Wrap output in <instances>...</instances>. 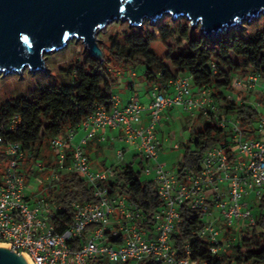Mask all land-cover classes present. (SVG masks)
Returning <instances> with one entry per match:
<instances>
[{"label": "built area", "instance_id": "built-area-1", "mask_svg": "<svg viewBox=\"0 0 264 264\" xmlns=\"http://www.w3.org/2000/svg\"><path fill=\"white\" fill-rule=\"evenodd\" d=\"M109 71L113 73L112 67ZM131 76L136 77V72L132 71ZM262 79L258 74L235 75L232 86L236 91L226 93L222 101L211 88L196 87L191 75L181 73L164 82L152 83L148 104L133 97L121 106L119 97L113 95L110 108L97 105L75 128L63 136L52 137L49 145L56 153V163L50 162L48 166L43 159H37L39 171L50 169L46 188L62 174L73 172L89 183L94 196L93 201L72 204L73 220L63 229H59L63 207L55 201L50 211L48 200L41 207V199L31 193L34 187L27 183L25 173L17 171L19 161L36 157L34 152L19 142H7L0 132V153L12 158L0 184V244L11 245L10 249L23 254L30 264H143L150 259L161 264H208L191 257L189 244L184 245L185 254L180 255L171 237L182 221L183 205L204 213L203 225L196 236L209 243L214 255L227 252L239 236L231 235L228 241L221 238L224 228L218 227L214 208L219 210V218L227 228L238 223L241 224L238 230L255 225L246 198L255 192L258 200L264 199ZM239 92H255L257 104L248 98L244 100ZM228 102L250 104L256 110L250 133L244 132L236 114L228 112L225 106ZM176 107L202 114L207 121L230 132L225 142L218 141L203 152L198 172L182 178L158 161L163 112ZM20 122V117L15 116L7 125L15 130ZM111 130H119L112 139L125 144L116 153L119 163L124 161L127 150L135 151L144 163L143 173L152 175L161 202L154 213L147 212L126 194L109 193V184L115 181L117 169L124 164L93 170L91 157L83 147L95 139L105 142L107 131ZM80 132L82 135L76 140ZM189 175L193 181H199L192 185L191 191H188ZM45 217L47 226L41 228L37 221L45 224Z\"/></svg>", "mask_w": 264, "mask_h": 264}, {"label": "trees", "instance_id": "trees-1", "mask_svg": "<svg viewBox=\"0 0 264 264\" xmlns=\"http://www.w3.org/2000/svg\"><path fill=\"white\" fill-rule=\"evenodd\" d=\"M179 19V26L172 16H169L166 24H158L157 31L162 33L159 38L154 31L146 30V22L140 27L130 26L127 22V29L111 34L108 43L100 44L104 60L85 51L83 59L79 58L74 64L61 69L64 76L61 81L0 102V132L6 141L19 142L25 149L33 151L35 156H40L38 147L42 142L63 136L69 129L75 128L97 105L110 108L115 84L114 76L109 71L112 63L121 67L143 65L144 77L149 83L164 82L187 73L192 76L196 87L211 88L222 101L226 99L227 90L236 91L232 86L235 75L258 74L264 78V20H252L219 35L208 36L199 26L192 28L187 18ZM170 41L184 46L182 52L175 54ZM157 42L163 45L157 49L159 51L154 49ZM165 47L167 51L163 52L162 48ZM212 64L215 65L214 69ZM238 95L247 99L244 93L239 92ZM225 106L228 112L239 118L244 132L250 133L256 110L246 103L228 102ZM15 116H19L21 122L15 130H11L7 124ZM199 117H203L202 114ZM225 131L205 121L204 126L185 144L184 158L179 162L177 172L180 178L201 169L203 152L220 141L218 134ZM8 158L5 153H0V162ZM139 159L140 170H136L133 163L117 169L115 181L109 184V193L126 194L147 212L154 213L161 202L154 181L141 179L144 163ZM189 160L195 165L191 171L186 167ZM51 188L57 189L58 199L55 201L63 207L59 229L72 222L74 202L94 200L93 189L79 173L62 174ZM181 216L182 221L171 237L180 255L185 254L183 247L189 244L191 257L208 264H264V199L254 211L255 225L242 227L239 238L228 247L227 252L219 255L212 254L209 243L196 236V231L203 225L204 213L183 205ZM143 264L161 263L150 259Z\"/></svg>", "mask_w": 264, "mask_h": 264}, {"label": "water", "instance_id": "water-1", "mask_svg": "<svg viewBox=\"0 0 264 264\" xmlns=\"http://www.w3.org/2000/svg\"><path fill=\"white\" fill-rule=\"evenodd\" d=\"M262 6L264 0H0V72L21 74L29 67L48 73L44 55L65 48L74 37L83 41L88 55L104 60L98 35L114 21L140 27L145 16L156 18L171 8L177 18L213 36L256 18L264 13ZM241 8L250 15L237 25L231 17ZM10 246L0 244V264H30L23 254H8Z\"/></svg>", "mask_w": 264, "mask_h": 264}, {"label": "rangeland", "instance_id": "rangeland-1", "mask_svg": "<svg viewBox=\"0 0 264 264\" xmlns=\"http://www.w3.org/2000/svg\"><path fill=\"white\" fill-rule=\"evenodd\" d=\"M184 18V17H180ZM252 20H258V18H253ZM250 20V21H252ZM264 19H262L263 21ZM248 20H245L242 25H244L247 22H250ZM146 22V21H144ZM260 26V25H259ZM198 27V26H197ZM124 29H127V22L124 21H114L110 23L106 28H104L98 35V38L101 40L100 44L102 43H108L109 37L111 34L122 31ZM170 46L174 48V53L178 54L182 52L184 46H178L175 41L169 42ZM154 49L156 51L158 48L161 49L163 46L161 43H155ZM68 49H80L83 51V55L80 56V58H84L85 54V44L83 41L77 40L76 37L69 40L67 44ZM65 48L54 51L50 53H46L44 55L45 58V64L47 66L48 73H45V71L39 70V71H32L29 67L24 68L20 72H11L6 73L0 72V102L4 101L5 99L15 96L17 94L28 92L31 90H35L37 87H43L49 84H53L57 81H61L64 76L61 71L62 68H66L70 64L68 62H65L63 64L58 63L57 61L62 58ZM163 52L167 51V47L162 48ZM161 53V52H160ZM237 58V57H236ZM169 64V63H168ZM170 66V65H169ZM111 67L113 69V76L114 78L117 77V71L119 69H122L126 75L125 78L120 79L117 83V80H115L114 87L116 88L117 92L123 91L124 86H121V83L126 81V78L131 80V73L132 71L136 72V77H132L136 83L138 84V89L142 88V85L145 84L144 80V71L145 68L143 65H132L128 64L123 67H121L118 64H111ZM22 75V76H21ZM264 81V78L262 79ZM161 83V82H159ZM153 86L152 83H150L151 89ZM142 91V90H141ZM227 93L230 92V90L226 91ZM143 93V91H142ZM247 98L249 101H251L252 104H257L256 101V93H246ZM165 118L162 120L161 125L159 127V137L162 140V148L160 151V156L158 161L165 165V168L173 173L178 172L179 162L183 160L184 154H185V144L188 142V140L195 135V132H197L199 129H201L205 124V118L199 117V113L192 114L191 112H187L183 110L182 108L176 107L173 109H167ZM256 125V124H254ZM229 131H225L218 134V137L221 142L226 141L227 135H229ZM81 136V133H78L76 135V140H79ZM97 141V140H95ZM92 142V141H90ZM89 142V143H90ZM175 145H178V148H175ZM122 147H125V144L121 141L117 140H108L106 143L103 144V147H100L101 150L99 152H91L88 150V146H84L83 148L89 152L91 155L92 160V168L93 170L102 169L106 167H110L113 165H125L127 163H133L134 168L136 170H140L141 166L139 164V157H134L136 154L135 151H126L125 159L121 163H119L118 158L116 157V153L119 149ZM40 156H36L34 158L27 157L24 160L19 161L17 171L19 173H25L27 177V183L30 184V186L34 187L33 196L37 199H42L41 196V189H46L48 184V177L50 176V169L47 168L45 172H41L38 170L37 167V159H43L45 161V164H49L50 162L56 163V153L53 149H51L49 145V141L46 140L42 142L41 145H39ZM12 161V158H8L7 161H1L0 162V184L3 183L4 177L6 174V171L8 167L10 166ZM49 166V165H48ZM141 179L142 180H151L152 175H146L145 173H141ZM227 185V183H226ZM246 201L250 203V206L252 207V211L254 214V211L258 209L259 204L262 202L261 200H258L256 197V193L250 194ZM215 214H218V210L215 208ZM242 228V227H241ZM241 228L236 229L234 228V231L227 230V227L224 225V232L226 231L228 236H224L223 240L228 241L229 237L231 236L230 232L232 234L238 235ZM225 232V233H226ZM239 238V237H238Z\"/></svg>", "mask_w": 264, "mask_h": 264}, {"label": "clouds", "instance_id": "clouds-1", "mask_svg": "<svg viewBox=\"0 0 264 264\" xmlns=\"http://www.w3.org/2000/svg\"><path fill=\"white\" fill-rule=\"evenodd\" d=\"M264 7V6H262ZM188 15H191V13H189ZM245 15H250V13H246L245 10L243 8L240 9L239 12L237 13H234L233 16L231 17V20L233 23L239 25L244 16ZM169 16H172L173 18H176V23H177V26H179L180 24V19L177 18V16H175L173 14V10L171 8H168L166 9L164 12L158 14V16L156 18H153V17H147L145 16L144 19L146 21V30L147 31H154L156 33V36L157 38H159L162 33H160L159 31H157V25H163V24H166L167 21H168V18ZM197 16V15H196ZM256 16L258 19H264V13H261V12H257L256 13ZM200 19H205L203 15H200L199 17ZM99 23H97L95 25V28L98 26ZM245 27H248V26H245ZM63 28V26H62ZM172 31H175V28H172ZM91 36H92V39L95 38V30H93V32L91 33ZM65 52L62 56V58H60L57 62L58 63H65V62H68L69 64H74L79 58L81 55H83V51L80 50V49H68L67 46H65ZM194 162L189 160L187 161V164H186V167L191 171L192 169H194ZM199 184V181H193L191 175L188 176V191H191L192 190V185L193 184ZM57 189L55 188H46V189H41V196H42V199H41V207H45V204H44V201L45 200H48L49 201V204L47 205V207L49 208V210L51 211L52 210V204L55 203V200L58 199L57 195ZM37 224L41 227V228H44L47 226V218L45 217V224H40L39 221H37ZM15 252V249H10V250H7V253L8 254H13ZM16 257V256H15Z\"/></svg>", "mask_w": 264, "mask_h": 264}, {"label": "crops", "instance_id": "crops-1", "mask_svg": "<svg viewBox=\"0 0 264 264\" xmlns=\"http://www.w3.org/2000/svg\"><path fill=\"white\" fill-rule=\"evenodd\" d=\"M123 67V66H122ZM184 74V73H183ZM126 75V73L122 70V69H119L117 71V77L114 78L115 80H117V83L118 81L122 78H125L124 76ZM145 84L142 85V88H140V90L138 89V84L136 83V81L131 77V80L127 79L126 78V81L121 83V86L123 85L124 88H123V91H120V92H117L116 91V88L114 87L113 88V93L114 95L118 96L119 97V104L121 106H124L126 105L130 100L131 98L135 97L137 98L138 100H140L141 102H143L144 104H148L149 103V97H148V92H149V88H150V83L145 79L144 80ZM143 93H142V91ZM166 111L168 110H165L163 112V119L165 118V115H166ZM147 112L144 113V121H147ZM81 133V132H80ZM119 134V130H111V131H107V136H108V139L105 141V142H100L99 140L95 141L93 140L92 142L88 143L87 146H88V150H90V153L91 152H99L101 150L100 147H103V144L106 143L108 140H113L112 139V136H117ZM82 135V133H81ZM87 152V151H86ZM89 155H91L89 152H87ZM91 157V156H90ZM217 209V208H216ZM215 210V208H214ZM218 210V209H217ZM220 214H219V210H218V214L216 215L215 214V211H214V217H216L217 219V225L220 229L224 228V222L219 218ZM241 224L238 223L236 224V226H234L233 228H227V230H232L234 231V228L237 229V227H240ZM222 236L221 238L223 239L224 236H228L227 232L225 233L224 230L222 229ZM231 231V232H232ZM230 232L231 235H236V234H232ZM239 235V234H238ZM239 237V236H238Z\"/></svg>", "mask_w": 264, "mask_h": 264}, {"label": "snow or ice", "instance_id": "snow-or-ice-1", "mask_svg": "<svg viewBox=\"0 0 264 264\" xmlns=\"http://www.w3.org/2000/svg\"><path fill=\"white\" fill-rule=\"evenodd\" d=\"M25 40H27L28 38L27 37H24Z\"/></svg>", "mask_w": 264, "mask_h": 264}]
</instances>
